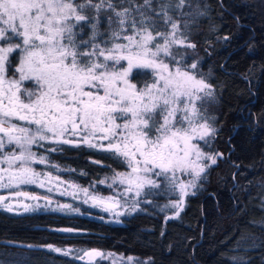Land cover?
Segmentation results:
<instances>
[{"label": "snow or ice", "instance_id": "snow-or-ice-1", "mask_svg": "<svg viewBox=\"0 0 264 264\" xmlns=\"http://www.w3.org/2000/svg\"><path fill=\"white\" fill-rule=\"evenodd\" d=\"M210 12L202 0H0V209L80 213L24 190L35 186L117 222L151 204L150 196H168L161 210L179 218L224 157L212 147L220 131L209 111L215 85L193 40ZM64 145L108 153L123 170L110 169L87 187L65 180L51 169H75L49 159ZM98 185L110 193H97ZM46 247L83 264L105 256L116 262L97 249Z\"/></svg>", "mask_w": 264, "mask_h": 264}, {"label": "trees", "instance_id": "trees-1", "mask_svg": "<svg viewBox=\"0 0 264 264\" xmlns=\"http://www.w3.org/2000/svg\"><path fill=\"white\" fill-rule=\"evenodd\" d=\"M202 2L211 12L193 29V40L202 70L216 89L209 111L220 131L212 147L224 154L203 190L188 197L180 217L170 220L172 212L161 210L168 196H150L151 204L119 222L76 201L79 214L38 210L14 215L0 209V264H83L49 252L47 245L97 249L144 264H230L231 257L264 264V187H258L264 185V0ZM62 149L50 153V161L75 172L51 170L81 186L110 175V169L123 170L108 153L83 146ZM94 191L110 193L105 185Z\"/></svg>", "mask_w": 264, "mask_h": 264}, {"label": "rangeland", "instance_id": "rangeland-1", "mask_svg": "<svg viewBox=\"0 0 264 264\" xmlns=\"http://www.w3.org/2000/svg\"><path fill=\"white\" fill-rule=\"evenodd\" d=\"M25 86H28L27 84ZM35 167H37V169H41L43 168V166L41 165H35ZM24 190L26 191H29L33 194H40L42 196L44 195H47V196H50L52 201H53V204L51 205V207H55L56 206V203L59 202V203H62V204H72L73 202H80V199H72L71 196H60L58 195L57 193H47L46 190L44 189H40L38 187H35V186H24ZM69 191H71V189H68ZM6 192L3 191V190H0V195H5ZM83 197V194L81 193V198ZM29 203H31V201H27ZM41 204H43L44 202L43 201H40ZM168 203V202H167ZM73 205V204H72ZM74 206V205H73ZM40 210H47V211H51L49 209H44V208H41ZM172 212L173 214V211L174 210H171V209H168ZM22 211V210H21ZM53 212V211H52ZM56 213H62V214H71L70 212H59L57 211ZM108 217L111 221H114V222H117V219L114 218L113 216H111L110 214H108ZM120 218V217H119ZM118 218V220H119ZM111 254V253H110ZM112 256L116 257V262L115 264H120V261L123 260V261H127V258H123L121 256H117V255H114L112 254ZM105 261H107L108 263L110 264H113V260H112V257H109V256H105L104 258ZM142 261H139V260H135V259H132V264H141Z\"/></svg>", "mask_w": 264, "mask_h": 264}, {"label": "flooded vegetation", "instance_id": "flooded-vegetation-1", "mask_svg": "<svg viewBox=\"0 0 264 264\" xmlns=\"http://www.w3.org/2000/svg\"><path fill=\"white\" fill-rule=\"evenodd\" d=\"M38 151H40L39 149H38ZM54 173V172H53ZM54 175H56V174H54ZM5 212H7L6 210H4ZM7 213H10V214H14V215H20V214H23V212L21 211L19 214H17L16 212H7Z\"/></svg>", "mask_w": 264, "mask_h": 264}, {"label": "water", "instance_id": "water-1", "mask_svg": "<svg viewBox=\"0 0 264 264\" xmlns=\"http://www.w3.org/2000/svg\"><path fill=\"white\" fill-rule=\"evenodd\" d=\"M59 232H61V231H59ZM89 250H91V249H89ZM99 251H101V250H99ZM99 260H101L100 258H95V261H94V264L97 262V261H99ZM83 263V262H82Z\"/></svg>", "mask_w": 264, "mask_h": 264}]
</instances>
